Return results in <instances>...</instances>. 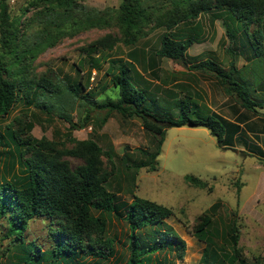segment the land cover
<instances>
[{"label":"rangeland","instance_id":"374dc122","mask_svg":"<svg viewBox=\"0 0 264 264\" xmlns=\"http://www.w3.org/2000/svg\"><path fill=\"white\" fill-rule=\"evenodd\" d=\"M7 2L11 17L23 22L20 30L27 36L21 39L35 42L41 29L38 17L41 8L35 5L38 0ZM78 2L98 11H109L110 25L64 38L33 62L30 76L48 77L62 91L58 95H40L38 99L32 96V100L19 101L8 115L0 117V185L25 175L24 164L31 158L30 148L36 142H51L56 151L65 154L78 141L92 140L102 149L101 177L107 191L114 195L118 214L92 209L93 217L104 222L105 230L86 239L83 246L103 252L112 247L113 253L101 258L85 255L77 248L79 256L73 264L127 263L129 230L124 216L134 197L156 202L173 212L163 224L139 233L144 244H155L164 232H173L181 246L155 254L147 264H264V155L258 148L249 155L247 148L253 142L247 144L246 129L231 123L243 116L237 83L240 91L253 99L255 88L264 79V38L257 49L252 39L256 26L248 33L239 30L232 42L224 26L227 13L216 8L215 0H211L212 9L171 30L177 38L192 35L196 38L184 59L174 61L158 55L162 38L169 30L159 27L156 19L165 17L172 9L170 0L146 2L151 5L152 21L142 27L133 45L124 43L119 24L122 0ZM106 35L119 40L116 47L91 48L93 42ZM255 57L258 58L253 63V73L249 74L252 82L241 67ZM130 62L147 85L138 81L133 68L130 78L147 91V107L153 108L157 117L177 120L186 106L194 107L188 113L191 118L217 116L225 129L222 144L204 127L169 128L156 159L157 170L139 169L140 164L150 161L149 154L156 152L161 137L147 131L137 117L99 110L94 105L119 98V89L112 80L118 68ZM213 63L227 72L232 66L241 71H233L225 85L209 67L196 68ZM80 83L82 97L65 90ZM228 87L236 91L231 89L228 93ZM253 101L258 106L259 101L264 102V96ZM239 131L241 134L235 137ZM60 160L66 161L73 171L84 164L68 154ZM187 176H194L205 185L196 186ZM9 216L0 219L1 264H49L55 245L69 239L68 233L62 231L65 222L57 217L34 219L22 231L21 238L9 237ZM205 216L211 219L206 228ZM42 251H46V259Z\"/></svg>","mask_w":264,"mask_h":264},{"label":"trees","instance_id":"16d2710c","mask_svg":"<svg viewBox=\"0 0 264 264\" xmlns=\"http://www.w3.org/2000/svg\"><path fill=\"white\" fill-rule=\"evenodd\" d=\"M147 1L152 0H122L118 19L126 45L135 44L142 27L152 21L153 12L150 10L151 5L146 4ZM170 3L172 9L166 16L156 19L159 27L169 30V33L162 38V47L158 55L181 61L196 38L193 35L177 38L172 35L171 30L182 23L197 20L202 13L212 9L213 2L170 0ZM35 5L41 8L38 13L41 29L37 32L36 41L31 43L21 39L27 36L21 33L20 27L23 25L21 18H12L7 0H0V117L8 115L19 101L32 100V96L38 99L40 95L60 94L62 87L52 79L30 76L33 62L64 38L76 36L90 29L109 27L112 18L109 11L102 12L88 8L78 0H38ZM215 7L227 13L224 26L232 42L237 38L239 30L248 33L252 26H256L252 39L253 45L259 49L264 38V0H215ZM118 42L116 37L106 35L93 42L91 48L112 50ZM132 64L130 62L129 65L120 66L118 74L112 80L114 86L119 89V98L116 101L107 99L94 105L99 110L117 112L130 118L137 117L142 120L147 131L161 137L156 152L149 154L150 161L140 164L139 169L148 167L150 171L157 170L156 159L161 154V146L169 128L204 127L217 138L219 145L222 144L225 129L220 119L211 113H208L211 115L206 119L191 118L188 113L189 111L192 113L194 107L189 109L191 106H186L182 108L177 120L157 117L153 108L150 110L147 107L149 101L147 91L130 78L133 68L138 81L144 85L147 82ZM206 65L196 68L209 67L222 78L225 85L228 84L226 79L228 77L231 79L233 71H237L234 66L227 72L214 63L212 66ZM237 85L239 90L237 93L243 107L254 110L257 104L245 91H240L239 83ZM80 89H82L81 83L78 86L65 88L75 97H82ZM231 89L233 88L228 87L226 91L229 93ZM74 127L71 123V128ZM30 149L32 156L24 164L25 175L22 178L16 177L12 183L0 185V219L7 214L10 215L9 237L21 238L28 223L34 219L57 217L65 222L62 231L68 233L69 239L59 241L55 245L51 251L53 259L49 264H73L74 259L79 256L77 248L85 255L110 257L113 253L112 247H108L107 251L103 252L83 246L86 239H90L93 234H102L105 230L104 222L93 217L92 209L118 214L114 195L107 191L104 186L105 181L101 177V147L92 140H82L77 142L74 149L65 153L83 160L84 164L77 171L71 170L66 161L60 160L65 154L56 151L51 142L39 141ZM1 157L0 136V161ZM186 179L196 186L205 185L194 176H187ZM172 215V210L166 206L140 197L133 198L126 206L124 216L129 230L127 247L129 256L126 264H147L155 254H160L173 246L178 249L181 247L179 239L174 238L173 232L169 234L164 232L152 245L144 244L139 234L143 230L163 224ZM210 223V217L205 216L203 227L206 228ZM45 253L46 251H42L41 254L46 259Z\"/></svg>","mask_w":264,"mask_h":264},{"label":"crops","instance_id":"0c3cea01","mask_svg":"<svg viewBox=\"0 0 264 264\" xmlns=\"http://www.w3.org/2000/svg\"><path fill=\"white\" fill-rule=\"evenodd\" d=\"M255 60H256L255 58H251L250 60L248 59V62L245 63L241 67V68H245L248 81H252L251 80L252 77L249 78V74L253 73V66H254L253 63ZM241 68L237 67V71L240 72ZM255 90H256V93L252 100H255V97H258V96H264V91H263L264 90V79H263L261 86L256 87ZM256 106L254 107V110L243 108L240 111V114L243 115L242 118L244 122L242 121V118H241V120L237 119V121L234 120L231 123L232 125H235L236 127H239L241 129L242 128L246 129L247 144L249 145L251 142H253L251 145H249V148H247V150H249V155L253 154L251 152L257 151V148L259 151H262L264 155V102L259 101L258 106L257 107ZM240 134H241L240 131L237 132L235 137ZM256 142H257V145H256Z\"/></svg>","mask_w":264,"mask_h":264}]
</instances>
